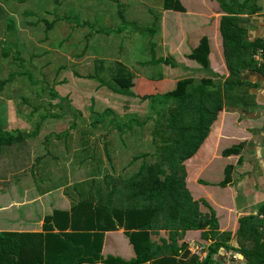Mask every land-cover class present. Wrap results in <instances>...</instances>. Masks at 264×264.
<instances>
[{
    "label": "trees",
    "instance_id": "16d2710c",
    "mask_svg": "<svg viewBox=\"0 0 264 264\" xmlns=\"http://www.w3.org/2000/svg\"><path fill=\"white\" fill-rule=\"evenodd\" d=\"M5 1L9 2V0ZM111 1L118 3L119 0ZM162 1L165 11L186 12L180 0ZM212 1H217L221 9L228 14L222 18L221 35L230 76L224 82L219 83L210 78H203L200 81L187 78L180 80L175 89L165 94L137 96L132 90L122 87L118 83L123 77L134 79L135 76L132 73L128 72L125 75L123 70L116 71L113 67L108 73L104 71L105 68H110L105 67L106 60L96 59L94 72H91L87 79L97 81L99 87L105 88L111 95L124 97V114L118 117L111 108H106L99 113L94 109L95 101L92 97L89 108L92 114L90 122L83 121L84 124L81 126L79 120L73 121L67 130L51 134L58 139L66 137L68 140L72 138L70 142H73L74 139L76 143L78 142L80 150L76 152L72 166L82 167L81 165L84 164L88 172V180L69 185L67 178L61 182L58 181L60 178L54 174L47 176L45 180L41 177V181L43 180L42 182L50 187L49 191L66 185L64 195L71 201V209L69 211L55 210L52 215L46 216L43 230L39 233L0 232V264H217L221 262L219 259L223 253L221 250L229 249L231 246L230 236L228 233L222 234L217 231L218 221L214 212H211L210 217L202 219H199L201 214L197 212L193 218L195 209L188 204L185 205L188 210L192 208L185 215V221L187 220L199 230H207L212 241L208 257L204 260H200L196 255H191L188 245L182 246V252L178 256L159 257L162 253L153 251L155 248L153 237L148 230L153 224V220L157 221L160 216L175 209L174 207L183 209V204L180 205L179 201L186 191L180 186L183 181L180 169L186 160L197 153L204 142L223 99L226 104L238 101L234 104L235 106H242L245 102V97L241 96L243 95L241 90L244 87L241 70L247 66L256 67L264 75V64L259 65L253 58L256 51L262 47L256 45L248 47L240 41L243 37L245 38L243 34L245 30L238 25L239 16L247 14L245 13L246 6L250 5V14L257 11H253L254 8H257L255 2L247 1L240 4L236 0ZM118 5L123 7L119 11L122 27L115 31L108 29V33L110 31L111 33L123 32L125 28L132 26L146 37L153 38L155 36L157 23L160 21L158 16L155 17L152 26L139 28L137 23L129 22L126 19L127 5L120 3ZM0 20L5 21L11 32L18 29L14 20L7 19V12L1 3ZM74 20L76 23L78 22L76 18ZM45 22L47 24L46 31L54 28V22ZM77 24L83 26L80 22ZM151 43L152 40H149V45ZM2 48L4 46L0 42V52L2 51L3 56L8 57L10 51L2 50ZM151 48L153 66H156L157 63L177 66L171 57L158 59L154 44H151ZM188 57L201 65L203 69L210 70L208 40L203 39ZM16 61L19 62L20 68H23L26 63L25 59L17 58ZM32 69L28 67L26 70L23 68L21 72L14 71L7 79L0 81V87L3 88L4 85L15 82L16 76L19 75H22L31 84L40 83L37 81L38 79L31 78L34 76ZM105 74L108 75V78L105 77ZM222 87H224V96L221 92ZM213 88L218 90L215 95L208 93V90ZM50 91L52 98L50 105L64 110L65 116L49 112L46 115L43 114L40 121L36 123L35 129L29 132L20 129L5 130L2 126V119L0 120V159L4 152L14 147L18 148L19 151H22L21 162L31 163L30 168L35 183H41L37 173L40 171L39 166L44 165L45 170L48 164L46 160L53 157L50 151L51 135L48 134L37 147L33 148L38 151L32 155L34 160L31 159L32 141L40 136L44 122L48 121L47 126H49L48 124L54 122L53 119L68 118L70 120L71 113L82 117V111L75 110L69 96H62L59 90L53 86L50 87ZM25 102L29 101L25 100ZM211 106H213L212 109ZM40 107H33L34 111L38 112L41 110ZM159 107L162 108L158 109ZM144 110L149 113L146 114L145 119H142L141 114L146 113L143 112ZM115 123L122 136L132 133L138 128L144 129L151 124L152 142L150 147H154V150L142 153L132 161L130 169L136 165V162L141 163L137 165V170L131 175L125 173L117 179L108 175L101 180L99 174H102V164L105 161L98 139H93V137H96V131L100 125L103 126L106 133H110L115 128L109 126ZM66 147H70L69 143ZM42 149L45 151L43 154H41ZM239 153L240 147L238 146L225 152L226 156ZM231 169H227L226 181L230 178ZM119 193L130 194L134 197H136L135 194L142 195L147 201H153L151 205H157L144 208L117 207L115 203ZM194 220L196 221L194 222ZM239 224L237 236L240 248L237 250L248 260L249 264H264V220H259L258 217L252 215L242 217ZM122 229L126 230L137 253V258L132 263L112 256L105 258L103 254L106 233ZM160 251L162 252V249Z\"/></svg>",
    "mask_w": 264,
    "mask_h": 264
},
{
    "label": "crops",
    "instance_id": "0c3cea01",
    "mask_svg": "<svg viewBox=\"0 0 264 264\" xmlns=\"http://www.w3.org/2000/svg\"><path fill=\"white\" fill-rule=\"evenodd\" d=\"M180 1L186 9L185 13L165 11L163 6L162 9L160 8L158 16L160 21L156 28L157 32H161V37L158 39V45L155 40L151 43L154 44V50L156 48L158 50L156 55L158 59L171 57L177 64L176 67L166 63H157L158 73L155 76L134 71L125 64L121 69L115 65L113 67L116 71L123 70L125 75L129 72L135 76L132 80L123 77L118 83L132 90L137 96L165 94L175 89L180 80L187 78L200 80L204 77L215 81V75H217L220 82H224L230 76L221 35L222 18L228 14L221 9L217 1ZM236 1L240 4L247 1L255 2L257 8L253 11H257L254 14L249 13L251 10L249 5L245 9L247 14L239 16L238 25L245 30L243 31L245 38L243 37L240 41L248 47L249 45L262 47L263 49L258 50L264 51V0ZM156 36L159 37V34L156 33ZM205 38L210 47V70L203 69L201 65L188 57ZM151 44L150 49H152ZM159 48H161V53H159ZM146 65L153 66L152 55L151 59L144 64ZM77 75L78 73L75 72L74 78L78 77ZM241 80L244 82L241 96L245 97V102L242 106H235L234 104L238 101L226 104L223 99L210 131L197 153L184 162L182 169L179 167L183 179L180 186L186 191L179 201L180 205L183 204V209L174 207L175 209L160 216L157 221L153 220V224L148 229L153 237L155 246L153 251L162 253L159 257L178 256L182 252V246H189L192 242H211L207 230H199L187 220L185 221V215L193 208L195 209L193 218L197 212L201 214L199 219L210 217L211 212H214L218 221L217 231L229 234L230 248L238 256L234 264H249L248 260L237 250L240 248L237 232L242 217L253 215L259 220H264L261 216L264 215V75L256 67L247 66L241 70ZM223 88L221 89L222 96H224ZM67 90L77 92L66 94ZM67 90L64 93L59 92L64 97L69 96L75 110L81 111L80 102L75 100L79 97V93H84L77 90L74 81L72 88ZM217 91L213 88L209 89L208 93L215 95ZM91 96L88 95L85 98ZM48 106L52 107L50 103ZM111 109L114 108L111 107ZM115 114L121 117L116 112ZM83 124V121H80V125L83 126ZM117 126L116 123L111 124L109 127L115 130L106 133L100 125L96 131V137H93V139H98L105 161L102 164V174H99L101 180L108 175L113 179L121 178L126 173L124 171L130 169L132 161L139 156L133 155L135 154L132 152L133 141L145 142V146H148L146 152H150L152 142L150 131L145 138L143 135L146 129L144 131L143 128L135 129L134 132L122 136ZM147 127L150 130L152 125ZM45 136L41 133L36 140L41 142ZM71 139L62 137L57 138L54 143L51 142L50 151L53 157L46 160L48 164L45 167L47 176L54 174L60 178L58 181L61 182L67 178L69 185L88 180V172L84 164L81 165L82 167L72 166L80 147L75 139L70 142ZM68 143L70 149L66 147ZM237 146L240 147L239 154L226 156L225 152ZM43 153H45L44 149L41 150V154ZM21 154L22 151L14 147L4 152L0 159V183L3 184V188L0 187V232L39 233L43 230L45 217L52 215L55 210L69 211L71 201L64 195L66 185L49 191L50 187L44 185L43 182L35 183L32 179L33 173L28 172L30 169L28 164L31 166V163L22 164ZM32 155L33 152H31V159L34 157ZM125 160H129L127 166L119 169V163ZM221 161L229 163L220 164ZM228 168L232 169L230 178L226 181ZM40 169L44 170V165L39 166ZM222 173H224L223 178ZM107 190L110 189L107 188ZM135 196L119 193L115 204L122 208L156 207L157 205H151L153 201H147L142 195L135 194ZM186 204L192 208L188 210ZM103 254L105 258L112 256L129 263L137 258L135 248L125 229L106 233ZM219 259L222 262L223 256Z\"/></svg>",
    "mask_w": 264,
    "mask_h": 264
},
{
    "label": "rangeland",
    "instance_id": "374dc122",
    "mask_svg": "<svg viewBox=\"0 0 264 264\" xmlns=\"http://www.w3.org/2000/svg\"><path fill=\"white\" fill-rule=\"evenodd\" d=\"M0 3L7 12V19L14 20L18 27L16 31L11 32L5 21L0 20V42L4 46L2 50L10 51L8 57L3 56L2 51L0 52V81L7 79L14 71L21 72L23 68L26 70L30 67L33 68L34 75L31 78L38 79L37 81L40 82L31 84L19 75L16 76L15 82L6 84L3 88L0 87V120L2 119V126L6 130L33 131L41 115H46L48 112L65 116L64 110L48 106V103H52L50 87L53 86L64 93L65 90L72 88L73 81L77 90L84 93L78 92L79 97L75 100L80 102L82 117L71 113L70 120L68 118L53 119L54 122L48 124L49 126L46 121L40 132L43 136L67 130L73 121L90 122L92 114L89 108L92 97L95 101L94 109L99 113L106 108L113 107V111L115 110L118 115L122 116L125 98L111 95L105 88L101 89L97 81L87 79V76L94 72L96 59L106 60L105 67L110 68H105L104 71L108 73L114 65L121 69L123 64L148 76H155L158 73L157 66H144V64L151 59L149 40H155L158 45L161 32H157L159 37L155 34L153 38H150L140 34L132 26H128L125 31L119 33H111V31L108 33L107 31L108 29L115 31L122 27L119 11L123 7H120L118 3L127 5L125 16L129 22H135L139 28H145L152 26L155 14L160 15L162 0H119L118 3L111 0H9V2L1 0ZM75 18L83 26H78ZM45 21L54 22V28L46 31ZM156 49L155 54L157 55L158 50ZM159 53H161V48H159ZM17 58L25 59L26 63L23 68L19 67ZM154 70L157 71L154 72ZM75 72L78 73L79 78H74ZM215 76L216 79L213 81L220 82L219 77ZM105 77L108 78V75L105 74ZM65 92L67 94L77 91L67 90ZM88 95L92 96L85 98ZM37 105L41 106V110L35 112L33 107ZM148 113L141 114V118L145 119ZM147 126L150 127L151 124ZM146 127L143 129L144 131L146 129L143 138L149 135L150 130ZM55 141L57 138L51 135L50 142ZM32 142V152L35 154L38 150L33 148L37 147L40 142L35 139ZM132 149L135 153L133 155H140L148 151V146H145V142L133 141ZM153 150L154 147H150V151ZM128 162L129 160L122 161L118 168H124ZM21 163L27 164L28 161ZM140 163L136 162L133 168L124 172L132 174ZM227 163L229 162H220V164ZM28 166L30 168V164ZM53 167L56 166L53 165ZM31 170L30 168L28 172L31 173ZM37 173L38 179L47 178L45 170L40 169ZM221 177H224V173ZM32 179H34L33 176ZM0 184L3 188V184ZM211 243L212 241L210 243L192 242L189 246L195 251L196 246L209 247ZM230 250L232 251L231 248L221 250L224 252V257L222 262L217 264H224V259L229 258L227 253H230ZM208 254L207 250L203 257H208ZM237 258L238 256L236 260Z\"/></svg>",
    "mask_w": 264,
    "mask_h": 264
},
{
    "label": "built area",
    "instance_id": "2783aa9c",
    "mask_svg": "<svg viewBox=\"0 0 264 264\" xmlns=\"http://www.w3.org/2000/svg\"><path fill=\"white\" fill-rule=\"evenodd\" d=\"M253 58L258 62L259 65L264 64V51L262 49L258 50V52L253 56ZM261 216L264 217V215ZM193 245H198V244H193ZM194 249L195 251H193L191 249V246H189V250L191 251L192 255L198 256L200 260H204L206 258V257L204 258L203 256L206 254L207 250L209 252V247H205V246H196ZM227 256L229 258L227 260L226 258L224 259V264H234L237 255L230 250V253H227ZM223 257H224V252H223Z\"/></svg>",
    "mask_w": 264,
    "mask_h": 264
}]
</instances>
